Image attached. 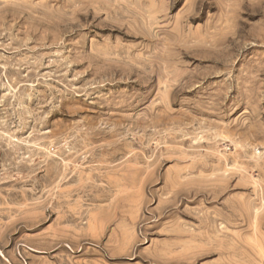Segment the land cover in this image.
I'll list each match as a JSON object with an SVG mask.
<instances>
[{
    "label": "rangeland",
    "instance_id": "1",
    "mask_svg": "<svg viewBox=\"0 0 264 264\" xmlns=\"http://www.w3.org/2000/svg\"><path fill=\"white\" fill-rule=\"evenodd\" d=\"M0 264H264V0H0Z\"/></svg>",
    "mask_w": 264,
    "mask_h": 264
},
{
    "label": "bare ground",
    "instance_id": "2",
    "mask_svg": "<svg viewBox=\"0 0 264 264\" xmlns=\"http://www.w3.org/2000/svg\"><path fill=\"white\" fill-rule=\"evenodd\" d=\"M189 3V2H188ZM95 6V5H94ZM175 138V137H174ZM51 141V140H50ZM55 142V141H54ZM52 144V143H51ZM51 144H50V146H51ZM37 147H38V145H36ZM41 146V145H40ZM33 149V148H32ZM31 149V150H32ZM34 152V151H33ZM31 153V152H30ZM25 155V154H24ZM30 155V154H29ZM9 159V158H8ZM62 160V159H61ZM63 161V160H62ZM59 162H60V160H59ZM106 165V164H105ZM67 167V166H66ZM57 168V167H56ZM101 176V175H100ZM79 180V179H78ZM115 182V181H114ZM106 185V184H105ZM123 186V185H122ZM22 195V194H21ZM5 197V196H4ZM3 199V198H2ZM7 199V198H6ZM10 199L11 198H9V201H10ZM4 201H5V199H4ZM62 212H63V210H62ZM252 221H253V219H252ZM173 229V228H172ZM195 255V254H194ZM185 257V256H184Z\"/></svg>",
    "mask_w": 264,
    "mask_h": 264
}]
</instances>
